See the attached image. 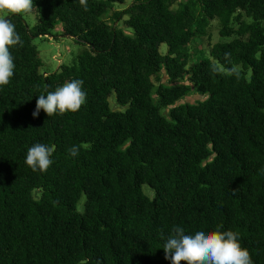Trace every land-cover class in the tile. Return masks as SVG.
I'll list each match as a JSON object with an SVG mask.
<instances>
[{"label":"trees","instance_id":"obj_1","mask_svg":"<svg viewBox=\"0 0 264 264\" xmlns=\"http://www.w3.org/2000/svg\"><path fill=\"white\" fill-rule=\"evenodd\" d=\"M122 2L33 0L30 29L7 14L23 46L10 47L14 75L0 86V264H171L174 226L232 230L264 264V0H131L102 18ZM213 18L232 38L188 62ZM56 27L84 46L41 74L31 38ZM184 77L203 99L181 101ZM74 79L78 111L33 117L39 95ZM36 143L54 147L45 172L25 163Z\"/></svg>","mask_w":264,"mask_h":264},{"label":"clouds","instance_id":"obj_2","mask_svg":"<svg viewBox=\"0 0 264 264\" xmlns=\"http://www.w3.org/2000/svg\"><path fill=\"white\" fill-rule=\"evenodd\" d=\"M79 4L87 11V0H79ZM33 8V0H0V86L9 84L14 75V60L10 47L23 46L15 25L6 16L11 14L29 13ZM82 80L74 79L59 86L47 95H39L36 100L33 117L41 110L47 116L63 115L68 111L76 112L86 102V93L82 90ZM54 147L36 143L27 150L25 163L33 171L45 172L53 163L50 158ZM79 149L73 146L70 155H78ZM163 245L165 259L171 264H252L251 255L243 248L238 233L218 227L214 231H196L185 234L180 226H174Z\"/></svg>","mask_w":264,"mask_h":264},{"label":"rangeland","instance_id":"obj_3","mask_svg":"<svg viewBox=\"0 0 264 264\" xmlns=\"http://www.w3.org/2000/svg\"><path fill=\"white\" fill-rule=\"evenodd\" d=\"M130 1L131 0H123L122 3H112L111 8L107 10L106 13L103 14L102 18L107 22H111L113 19L112 12L115 10L117 11L125 8L127 5L130 4ZM171 7L172 9L175 8L176 7L175 3H172ZM21 15L27 28L30 29V27L35 22L34 11H31L29 13H23ZM124 18H126V15H123L121 18L115 19V21L113 22L114 25L122 26V20ZM244 19L246 21H249V18L244 17ZM58 28L59 27L53 29L50 35L36 36L31 38V42L35 45L37 50V55L40 60V65L38 66V72L41 74L52 72L57 68V66L60 63H64V64L73 63L75 61L76 54L84 46L80 42L75 41L72 37H68L61 34ZM217 29H218L217 19L213 18L208 23L207 33L205 35L195 36L191 38L189 44L187 45V52L189 54L188 62L196 61L201 57H207L208 49L212 43L217 41H228L232 38V36H220L217 32ZM125 32L130 33V29L126 28ZM165 50H166V45L164 43H160L158 45V52L163 54ZM235 67L238 68V66ZM247 75L248 73H246V76ZM152 81L155 86L156 84L155 79L152 78ZM160 81H165V76L163 74H160ZM179 81L189 86L188 93L181 98V101L197 102L205 97L204 94L195 91V89H193V85L188 81L186 77L181 78ZM153 91L154 88L151 91L152 94ZM107 101H108V106L111 109H118V110L123 109V107H120L115 103L113 92L110 93V95L107 98ZM160 112L165 114L166 110L160 108ZM140 188L145 196H147L148 198L152 197L153 192L151 188H149L146 184H141ZM83 200H84V195L81 194L79 200L76 203V208L78 211L82 210Z\"/></svg>","mask_w":264,"mask_h":264},{"label":"water","instance_id":"obj_4","mask_svg":"<svg viewBox=\"0 0 264 264\" xmlns=\"http://www.w3.org/2000/svg\"><path fill=\"white\" fill-rule=\"evenodd\" d=\"M7 17V16H6ZM22 23L25 24L24 20L22 19ZM66 36V35H65Z\"/></svg>","mask_w":264,"mask_h":264}]
</instances>
